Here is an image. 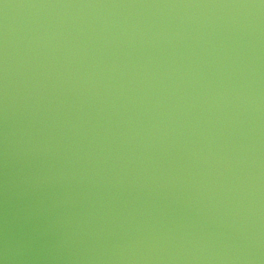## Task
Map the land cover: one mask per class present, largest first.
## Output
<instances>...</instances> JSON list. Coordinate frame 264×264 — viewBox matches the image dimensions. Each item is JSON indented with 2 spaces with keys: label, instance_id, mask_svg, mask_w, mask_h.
<instances>
[{
  "label": "water",
  "instance_id": "obj_1",
  "mask_svg": "<svg viewBox=\"0 0 264 264\" xmlns=\"http://www.w3.org/2000/svg\"><path fill=\"white\" fill-rule=\"evenodd\" d=\"M0 264H264V0H0Z\"/></svg>",
  "mask_w": 264,
  "mask_h": 264
}]
</instances>
